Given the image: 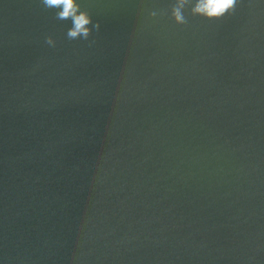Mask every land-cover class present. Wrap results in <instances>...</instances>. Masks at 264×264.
<instances>
[{"label": "water", "instance_id": "1", "mask_svg": "<svg viewBox=\"0 0 264 264\" xmlns=\"http://www.w3.org/2000/svg\"><path fill=\"white\" fill-rule=\"evenodd\" d=\"M78 2L0 0V264H264V0Z\"/></svg>", "mask_w": 264, "mask_h": 264}, {"label": "clouds", "instance_id": "2", "mask_svg": "<svg viewBox=\"0 0 264 264\" xmlns=\"http://www.w3.org/2000/svg\"><path fill=\"white\" fill-rule=\"evenodd\" d=\"M42 6L47 9H56L54 18L59 21L70 20L71 27L66 32L69 40H89L93 30L99 31V21L93 22L90 13L82 10L78 0H40ZM239 0H174L170 9V18L178 25H187L188 18L185 10L193 17H201L209 21H219L235 13ZM169 13L157 11L149 12L150 18ZM49 46H55V40L51 36L45 38ZM94 42V41H93Z\"/></svg>", "mask_w": 264, "mask_h": 264}]
</instances>
